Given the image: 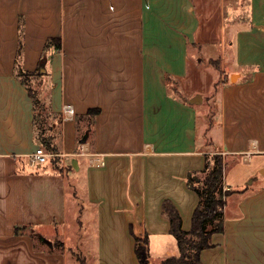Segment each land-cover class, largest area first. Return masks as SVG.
<instances>
[{
    "label": "crops",
    "instance_id": "1",
    "mask_svg": "<svg viewBox=\"0 0 264 264\" xmlns=\"http://www.w3.org/2000/svg\"><path fill=\"white\" fill-rule=\"evenodd\" d=\"M150 14L171 16L177 29L175 16L194 18L186 32L205 51L206 64L187 57L178 35L149 44ZM20 21L24 70L37 68L47 38L61 40L40 67L46 72L40 95L51 112L60 116L65 103L75 109L73 119L55 122L59 169L28 163L39 143L31 99L15 75ZM149 49H163V59H149ZM164 70L179 94L164 91ZM192 76H206L210 84L205 91L192 88L196 94L214 89L208 118L183 94ZM90 107L99 108L92 141L78 146L76 120L87 122ZM214 152L245 165L264 153V0H0V264H67L71 248L87 251L78 243L79 226L70 231L67 222V176L83 166L94 218L89 260L140 264L134 236L145 235L149 264L178 255L162 202L175 205L188 230L198 196L186 175ZM253 172L223 173L224 188L235 192L226 198L223 231L200 251L201 264H264V180L243 186ZM16 225H31L52 242L56 237L63 249L15 234Z\"/></svg>",
    "mask_w": 264,
    "mask_h": 264
},
{
    "label": "trees",
    "instance_id": "2",
    "mask_svg": "<svg viewBox=\"0 0 264 264\" xmlns=\"http://www.w3.org/2000/svg\"><path fill=\"white\" fill-rule=\"evenodd\" d=\"M18 45L15 57V75L25 85L27 93L32 102V125L34 129V138L39 145H42L46 151L56 154L50 160L55 168L59 169V152L53 141L54 136L49 135L46 138H40L38 130L45 128L46 115H52L55 122L60 121V116L53 114L44 97L36 88H32L27 78L35 76L38 79L39 88L43 75L40 67H44L45 62L54 51L61 49V40L59 37H49L46 39L38 66L33 71L24 70L19 62L22 48V23L19 22ZM99 108L90 107L87 109L85 116L87 118L88 127L94 121L95 115ZM82 137H78V146L81 145ZM87 140V136L85 138ZM85 140V141H86ZM75 152H79L77 147ZM224 158L221 153H205L204 166L200 170L188 171L186 175V184L198 196V203L191 216V225L188 230L182 228V219L175 205L168 199L163 200L161 205L162 214L169 220V232L175 237L179 253L161 259L160 264H201L199 254L204 248L212 246L211 235L216 232H222L224 229L223 208L226 203L227 196L235 192V190L224 189L223 173ZM37 168V167H35ZM27 230V232H26ZM15 234L28 233L33 239L42 241L40 235L31 225L14 226ZM62 246L61 241H53V248ZM134 251L140 264L144 260L148 261L147 236H134ZM83 264V263H80Z\"/></svg>",
    "mask_w": 264,
    "mask_h": 264
},
{
    "label": "rangeland",
    "instance_id": "3",
    "mask_svg": "<svg viewBox=\"0 0 264 264\" xmlns=\"http://www.w3.org/2000/svg\"><path fill=\"white\" fill-rule=\"evenodd\" d=\"M193 5V0H192ZM199 5V4H198ZM188 4H186L187 8ZM191 8V7H190ZM163 17H157L153 15H149V36H148V42L151 43L153 46L155 44L164 45L168 43L169 36L170 37H176L179 36L180 39H182L183 42H185L186 46V55L187 57H190L195 60H199L201 64H206V58L203 55L205 52L203 49L195 45H191V42L189 41V35L186 32V28L188 26H185L189 22V17L186 14L175 16L176 25L180 28L177 29L171 25L172 22H174L169 15H162ZM199 16H197L198 19ZM151 18V19H150ZM194 18L190 20H193ZM176 32V33H175ZM201 44V43H200ZM156 48V47H154ZM220 50V48H218ZM165 52L162 50H154L149 49L147 54L148 58H156L159 60H162L164 57ZM220 54V52H217ZM164 91L171 93L177 92L179 94V87L177 84H174L171 80V73L164 70ZM27 81L29 85L32 88H36L40 92L38 79L35 76H31L27 78ZM187 88L185 89V92L183 94L189 98H191L193 95L196 94V92H193L192 88H199L201 90L209 89L210 84L207 82V77L202 76L199 77L198 80L195 81L194 76H192L189 79V82L186 84ZM183 91V90H182ZM191 91V92H190ZM214 89H211L210 91L206 92L205 94H202V101L198 104H193L194 108L199 112V114H203L204 116L208 115L210 117V114L212 113V106L210 103L207 102L208 98L211 97L213 94ZM42 95V94H41ZM44 96V95H42ZM205 114H204V113ZM46 121H45V128L38 130L39 137L40 138H46L49 135H55L57 132V125L54 123V119L52 115L48 114L46 112ZM75 116V115H74ZM77 125L78 130L76 132L77 137H82V135L86 134L87 140L89 142L92 141V127L87 126L86 120L82 117L77 118ZM210 154V153H209ZM224 156V155H223ZM52 158V157H51ZM50 158V160H51ZM76 158L72 156H67L68 162L72 165V161ZM80 159V157H79ZM50 160L42 164V166H48L50 165ZM225 166H224V174L227 172L228 178H236L242 176L241 174H245L249 170H254L253 176H249L245 179V182L243 186L246 185H252L257 186L259 183H261L264 180V174L261 172L262 168H257L258 164L264 165V153L256 154L253 158V162L251 165H245L241 159H238L236 157L225 158ZM251 181V183H250ZM86 188H87V180H86V172L84 166L80 168V170L74 172L73 169L70 173H68L67 176V222L69 223V230L72 231L71 227L76 225V228L79 226V237H78V243L81 244V246H86L87 251L84 248L78 249V248H71L69 252L67 253V264H85L88 260V264H97L96 260H89V254L92 253L93 249H95V240L93 236L91 235V232L93 231V208L91 206H88L87 199H86ZM226 190V189H223ZM76 222V223H75ZM27 232V230H26ZM70 236V235H69ZM37 244H40L44 246L46 249L47 246L44 244V242L41 244L39 240L35 239ZM54 241H60L56 237L54 238ZM48 249V248H47ZM62 246H57L53 248V242H52V248L49 250H54L56 252L62 250ZM150 263L156 264V261L151 259ZM59 264H64L59 259Z\"/></svg>",
    "mask_w": 264,
    "mask_h": 264
},
{
    "label": "built area",
    "instance_id": "4",
    "mask_svg": "<svg viewBox=\"0 0 264 264\" xmlns=\"http://www.w3.org/2000/svg\"><path fill=\"white\" fill-rule=\"evenodd\" d=\"M74 115L75 109L72 104L65 103L61 106L60 116L62 120H71L74 118ZM55 155L56 154L46 151L42 145H37L34 151L29 155L28 163L31 167L35 168L49 161L50 158ZM98 161L99 164H102V161L100 159Z\"/></svg>",
    "mask_w": 264,
    "mask_h": 264
},
{
    "label": "water",
    "instance_id": "5",
    "mask_svg": "<svg viewBox=\"0 0 264 264\" xmlns=\"http://www.w3.org/2000/svg\"><path fill=\"white\" fill-rule=\"evenodd\" d=\"M42 67V66H41ZM201 100H202V96L200 95V94H196V95H194V96H192L191 98H189L188 100H187V102L188 103H190V104H197V103H199V102H201ZM85 136L81 139V142H85V138H86V134H84ZM72 166L74 167V168H77V163H76V161L75 160H73L72 161ZM261 172L264 174V169H261ZM40 238H41V240L43 241V242H45L49 247H52V241L51 240H49V239H47V238H45L44 236H41L40 235ZM143 264H149V262L147 261V260H144L143 261Z\"/></svg>",
    "mask_w": 264,
    "mask_h": 264
}]
</instances>
